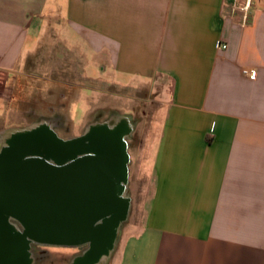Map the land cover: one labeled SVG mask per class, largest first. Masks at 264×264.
Returning <instances> with one entry per match:
<instances>
[{"label": "crops", "instance_id": "1", "mask_svg": "<svg viewBox=\"0 0 264 264\" xmlns=\"http://www.w3.org/2000/svg\"><path fill=\"white\" fill-rule=\"evenodd\" d=\"M235 3L246 0H0V122L19 81L50 65L63 76L51 88L158 108L114 264H264V0L246 27Z\"/></svg>", "mask_w": 264, "mask_h": 264}, {"label": "water", "instance_id": "2", "mask_svg": "<svg viewBox=\"0 0 264 264\" xmlns=\"http://www.w3.org/2000/svg\"><path fill=\"white\" fill-rule=\"evenodd\" d=\"M134 128L114 114L71 140L49 120L9 130L0 144V264H33L35 245L86 248L74 264L107 254L109 263L130 213Z\"/></svg>", "mask_w": 264, "mask_h": 264}, {"label": "rangeland", "instance_id": "3", "mask_svg": "<svg viewBox=\"0 0 264 264\" xmlns=\"http://www.w3.org/2000/svg\"><path fill=\"white\" fill-rule=\"evenodd\" d=\"M54 66V65H52ZM56 65L53 71L56 69ZM51 65L46 68H42L39 75L40 81L37 79L28 78L26 80H21L17 84V92L12 109L9 111L10 115L7 119V123L4 124L0 122V130L6 128V130L12 129H23L32 124L38 123L40 116L44 118L53 117L50 112L51 109L61 111L62 116H64V126L70 128L71 133L65 135L63 133H58L61 138H77L81 137L86 131L87 127L91 124L100 122L103 123L114 114L128 116L132 123L135 121L143 122V124L138 125L133 136V141L130 143V150L128 151L131 156L132 163L129 167V192L128 196L130 199L131 207L127 222L123 224L122 232L125 234L133 228L134 219L137 218L139 214L143 195H145L144 189L147 182V174L150 170V149H147L146 155L143 154L141 157V146L143 145L142 138H144L146 133L152 131V119H154L158 108L156 104H152L149 100L150 96L141 97L140 99H121L106 96L104 93L95 95L93 98L92 92H62L61 88H51L48 86L49 81L44 82V79H58L61 80L63 76L58 69L57 73H52ZM91 70V69H90ZM92 72V71H89ZM53 74V76L50 75ZM51 88V90H49ZM61 94H67L66 108H61L62 102H60ZM81 96L80 102H73L77 99V96ZM6 96H8L6 94ZM11 97V95H10ZM92 98V99H91ZM143 99V100H142ZM103 113V119L98 120L97 116L99 113ZM45 120V119H44ZM3 125L5 127H3ZM135 126V123H134ZM5 130V131H6ZM147 171V172H146ZM122 238V233L120 240ZM120 242V241H119ZM86 251V248H50L47 246H33V263L35 264H74L75 260L82 256ZM118 247L113 256L117 254ZM44 253V256H40ZM43 258V259H41ZM118 260V256H115L111 261L114 264Z\"/></svg>", "mask_w": 264, "mask_h": 264}, {"label": "built area", "instance_id": "4", "mask_svg": "<svg viewBox=\"0 0 264 264\" xmlns=\"http://www.w3.org/2000/svg\"><path fill=\"white\" fill-rule=\"evenodd\" d=\"M253 5V0H246L245 5L239 6L237 3L233 5L232 12L239 16L241 20V25L243 27H246L249 22H250V10ZM228 45L225 43H220L219 44V50L225 51L227 50ZM243 74L248 76L251 79H255L257 77V72L256 71H250L248 69L243 70Z\"/></svg>", "mask_w": 264, "mask_h": 264}, {"label": "flooded vegetation", "instance_id": "5", "mask_svg": "<svg viewBox=\"0 0 264 264\" xmlns=\"http://www.w3.org/2000/svg\"><path fill=\"white\" fill-rule=\"evenodd\" d=\"M50 112L52 114H55V115H53V117H50V118H46V117L44 118L43 116H40L39 120L40 121L44 120V119L49 120L53 124V129L59 138H61V136L58 134L59 132L65 134V135H69L71 133V130H70V128H66L64 126V123H63L64 116H62L60 113H56L54 109H51ZM97 119L98 120L103 119V113L100 112L97 116ZM77 138H79V137H77ZM61 139L62 140H71V139H76V138H66V139L61 138ZM47 247H50V246H47ZM50 248H61V247H50ZM67 249H69V248H67ZM40 256L41 257L44 256V253H41ZM41 259H43V258H41ZM33 264H35V263H33Z\"/></svg>", "mask_w": 264, "mask_h": 264}, {"label": "bare ground", "instance_id": "6", "mask_svg": "<svg viewBox=\"0 0 264 264\" xmlns=\"http://www.w3.org/2000/svg\"><path fill=\"white\" fill-rule=\"evenodd\" d=\"M17 131H19V130H15L14 132H17ZM8 136H9V130L1 133L0 134V144L4 143V141L7 139ZM108 258H109V255L107 254V255L103 256L101 259H99V261H97L94 264H106ZM75 264H82V263H81V261H77Z\"/></svg>", "mask_w": 264, "mask_h": 264}]
</instances>
